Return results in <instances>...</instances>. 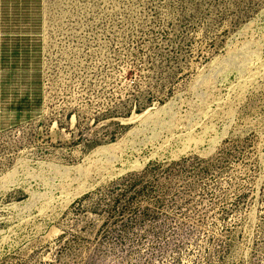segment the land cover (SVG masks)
<instances>
[{
    "label": "rangeland",
    "instance_id": "rangeland-1",
    "mask_svg": "<svg viewBox=\"0 0 264 264\" xmlns=\"http://www.w3.org/2000/svg\"><path fill=\"white\" fill-rule=\"evenodd\" d=\"M0 264H264V0L0 4Z\"/></svg>",
    "mask_w": 264,
    "mask_h": 264
},
{
    "label": "crops",
    "instance_id": "crops-1",
    "mask_svg": "<svg viewBox=\"0 0 264 264\" xmlns=\"http://www.w3.org/2000/svg\"><path fill=\"white\" fill-rule=\"evenodd\" d=\"M33 1L36 0H0V4H16V5H27L28 3L31 4Z\"/></svg>",
    "mask_w": 264,
    "mask_h": 264
}]
</instances>
